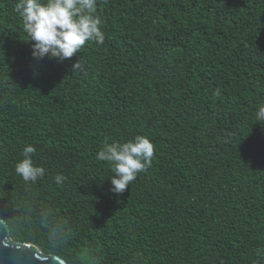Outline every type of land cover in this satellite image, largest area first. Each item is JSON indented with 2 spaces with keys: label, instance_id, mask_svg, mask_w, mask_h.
<instances>
[{
  "label": "trees",
  "instance_id": "obj_1",
  "mask_svg": "<svg viewBox=\"0 0 264 264\" xmlns=\"http://www.w3.org/2000/svg\"><path fill=\"white\" fill-rule=\"evenodd\" d=\"M16 2L0 0L11 237L68 264H264V0H98L104 43L63 62L32 58ZM136 135L152 165L117 196L96 152ZM26 144L34 185L14 171Z\"/></svg>",
  "mask_w": 264,
  "mask_h": 264
},
{
  "label": "clouds",
  "instance_id": "obj_2",
  "mask_svg": "<svg viewBox=\"0 0 264 264\" xmlns=\"http://www.w3.org/2000/svg\"><path fill=\"white\" fill-rule=\"evenodd\" d=\"M98 0H17L14 11L22 20L23 30L31 41V56L34 60L44 58L59 62L76 56L89 42L103 44L105 40L102 25L97 14ZM72 70H81L80 60L72 64ZM219 95V89L214 93ZM256 122H264V104L255 111ZM264 125V124H262ZM37 149L26 144L22 159L15 162L14 171L26 184H36L45 175V168L34 162ZM155 145L147 135H136L126 141L105 137L96 152V160L110 166L112 175L107 178L111 191L117 196L123 194L138 174L151 167ZM64 177L58 174L55 182L60 184ZM45 212L44 215H48ZM0 222L8 218L0 214ZM64 227L57 222L49 240L53 247L62 243Z\"/></svg>",
  "mask_w": 264,
  "mask_h": 264
},
{
  "label": "water",
  "instance_id": "obj_3",
  "mask_svg": "<svg viewBox=\"0 0 264 264\" xmlns=\"http://www.w3.org/2000/svg\"><path fill=\"white\" fill-rule=\"evenodd\" d=\"M0 264H68L56 255L42 253L30 243H21L11 237L8 223L0 222Z\"/></svg>",
  "mask_w": 264,
  "mask_h": 264
}]
</instances>
